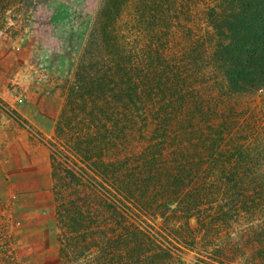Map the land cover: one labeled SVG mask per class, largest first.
Instances as JSON below:
<instances>
[{
  "label": "rangeland",
  "instance_id": "obj_1",
  "mask_svg": "<svg viewBox=\"0 0 264 264\" xmlns=\"http://www.w3.org/2000/svg\"><path fill=\"white\" fill-rule=\"evenodd\" d=\"M224 4L0 0V264H264V88L230 87Z\"/></svg>",
  "mask_w": 264,
  "mask_h": 264
},
{
  "label": "trees",
  "instance_id": "obj_2",
  "mask_svg": "<svg viewBox=\"0 0 264 264\" xmlns=\"http://www.w3.org/2000/svg\"><path fill=\"white\" fill-rule=\"evenodd\" d=\"M224 5L230 9L223 7L225 14L221 15L228 25L229 33H226L230 40L223 46L222 59L230 87L234 91L263 89L264 0H225ZM218 12L215 10L216 15ZM127 238L125 236L123 240L127 241ZM103 255L108 256L105 249ZM110 260L108 257L100 264H109Z\"/></svg>",
  "mask_w": 264,
  "mask_h": 264
}]
</instances>
